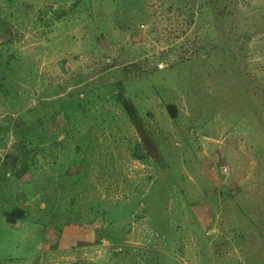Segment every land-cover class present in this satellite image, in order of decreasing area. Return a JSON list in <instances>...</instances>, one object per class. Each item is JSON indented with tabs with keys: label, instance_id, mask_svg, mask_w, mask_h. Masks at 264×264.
I'll use <instances>...</instances> for the list:
<instances>
[{
	"label": "rangeland",
	"instance_id": "rangeland-1",
	"mask_svg": "<svg viewBox=\"0 0 264 264\" xmlns=\"http://www.w3.org/2000/svg\"><path fill=\"white\" fill-rule=\"evenodd\" d=\"M44 259L264 264V0H0V264Z\"/></svg>",
	"mask_w": 264,
	"mask_h": 264
},
{
	"label": "trees",
	"instance_id": "trees-1",
	"mask_svg": "<svg viewBox=\"0 0 264 264\" xmlns=\"http://www.w3.org/2000/svg\"><path fill=\"white\" fill-rule=\"evenodd\" d=\"M167 111L169 115L174 118L176 116V107L175 105L168 104L167 106ZM131 114V113H130ZM148 152H154L157 151V147L154 145V143L149 142V140H146V148H149ZM24 215L23 210L21 209H14L13 211L9 212L6 216L7 220L9 222H15L16 219L22 218Z\"/></svg>",
	"mask_w": 264,
	"mask_h": 264
},
{
	"label": "crops",
	"instance_id": "crops-1",
	"mask_svg": "<svg viewBox=\"0 0 264 264\" xmlns=\"http://www.w3.org/2000/svg\"><path fill=\"white\" fill-rule=\"evenodd\" d=\"M68 260H71V259H68ZM44 262H50V264H53L54 259H48V260L44 259ZM59 262L62 263V262H61V259H60ZM46 264H47V263H46Z\"/></svg>",
	"mask_w": 264,
	"mask_h": 264
}]
</instances>
